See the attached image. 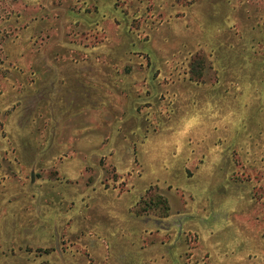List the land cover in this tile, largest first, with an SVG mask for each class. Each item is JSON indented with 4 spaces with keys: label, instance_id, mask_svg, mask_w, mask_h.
<instances>
[{
    "label": "rangeland",
    "instance_id": "obj_1",
    "mask_svg": "<svg viewBox=\"0 0 264 264\" xmlns=\"http://www.w3.org/2000/svg\"><path fill=\"white\" fill-rule=\"evenodd\" d=\"M219 261L264 264V0H0V264Z\"/></svg>",
    "mask_w": 264,
    "mask_h": 264
},
{
    "label": "crops",
    "instance_id": "obj_2",
    "mask_svg": "<svg viewBox=\"0 0 264 264\" xmlns=\"http://www.w3.org/2000/svg\"><path fill=\"white\" fill-rule=\"evenodd\" d=\"M229 199V198H228ZM134 206H135V204H134ZM166 206H167V203H166ZM168 211V207H167V210H166V212ZM165 212V213H166ZM165 216H167V214H164ZM163 218V217H162ZM204 230H206V229H209V227L208 228H203ZM168 255H169V258H171L172 257V254L171 253H168ZM209 260L211 259V258H208ZM141 259H139L138 258V256L136 255V257L135 258H133V261L132 262H134V263H136V262H138V261H140ZM186 264H189V262H187ZM210 264H230V263H228V262H226V261H219V262H210Z\"/></svg>",
    "mask_w": 264,
    "mask_h": 264
},
{
    "label": "trees",
    "instance_id": "obj_3",
    "mask_svg": "<svg viewBox=\"0 0 264 264\" xmlns=\"http://www.w3.org/2000/svg\"><path fill=\"white\" fill-rule=\"evenodd\" d=\"M166 200L162 199V198H158L156 201L157 205H160L164 210H167V206H166Z\"/></svg>",
    "mask_w": 264,
    "mask_h": 264
},
{
    "label": "flooded vegetation",
    "instance_id": "obj_4",
    "mask_svg": "<svg viewBox=\"0 0 264 264\" xmlns=\"http://www.w3.org/2000/svg\"><path fill=\"white\" fill-rule=\"evenodd\" d=\"M252 195H253V194H252ZM240 198H241V197H240ZM250 199H252V201L254 200V198H250ZM250 201H251V200H250ZM241 208H242V213H243V212H245V213H246V210H247V209H245V208H244V206H243V207H241ZM232 212H233V211H232Z\"/></svg>",
    "mask_w": 264,
    "mask_h": 264
}]
</instances>
